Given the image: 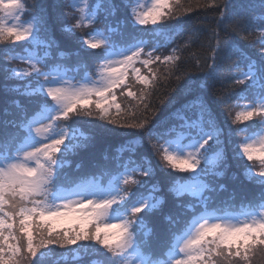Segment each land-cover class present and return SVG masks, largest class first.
<instances>
[{
	"label": "snow or ice",
	"instance_id": "obj_1",
	"mask_svg": "<svg viewBox=\"0 0 264 264\" xmlns=\"http://www.w3.org/2000/svg\"><path fill=\"white\" fill-rule=\"evenodd\" d=\"M169 3L170 0H152L150 7L142 8L135 0H97L95 5L90 0H69L64 7L75 13L72 17L75 22L64 24L62 32L74 38L75 51L60 52L59 56L74 57L73 65L57 63L49 67L50 52L45 51L43 56L29 52L7 57L8 65L19 61L24 67H0L5 96L15 93L27 98L25 105L19 100H5L19 110V119L0 121V136L7 135L9 125L16 129L12 137L15 147L0 145V264H42L51 246L103 250L109 264H252L257 253L264 256V24L242 27L238 17L229 15L233 0H210L201 5L219 13L209 36L213 60L210 68L217 60L230 58L235 44L229 39L231 33H247L242 36L247 40L259 29V41L253 39L251 44L257 49L258 57L254 59L241 52L247 70L235 81L240 85L247 83L259 100L242 107L236 105L239 110L234 115L229 110L224 117L225 122L230 120L237 126L236 133H246L234 143L233 129L229 127L230 164L224 130L215 109L237 99L239 94L209 96L217 80L210 71L205 74L195 98L183 99L194 91L195 81L188 73H180L181 66L187 63L182 55L187 46L172 45L173 37L189 31L191 18H180L183 14L178 12L179 0L174 8ZM60 7L59 0L54 3L33 0L30 6L26 0H0V44L18 45L25 51L41 44L46 49L58 47L51 37L40 40L39 32L62 19V12L56 14ZM188 11H192L191 7ZM118 12L121 19L117 20ZM25 16L29 18L27 21ZM101 24L103 28L99 27ZM148 25L152 27H138ZM180 26L183 31L175 32ZM78 29L87 31L77 38ZM164 29L173 30L164 45H147L134 35L139 31ZM162 48L171 51L164 55ZM137 64L149 72L151 65L163 64L167 75H142ZM173 76L179 95L168 97L167 103L179 107L172 115L193 106L198 108L193 120L179 115L183 121L179 127L185 131L174 140L164 139L168 133L161 135L158 131L164 122H157L159 109L153 100L161 79L171 83ZM136 84L142 86L138 92L131 90ZM118 95L127 103L118 102ZM4 115H11L7 108ZM81 116L91 118L83 123L95 132L80 133L77 138L68 129ZM249 121L252 123H246ZM250 129L259 131L247 134ZM172 131L175 127L169 129V133ZM97 135L128 137L140 146L147 141L159 164L154 168L147 157H142V163L130 167L134 161L121 162L116 156L114 167L104 169L102 176L69 181L64 171L67 155L78 149H93ZM245 160L249 163H244ZM256 162L260 166L258 171L253 170ZM232 164L242 170L245 180L258 185L259 191L249 198L241 182L233 189L229 201L223 202L224 207H212L211 198L204 196L203 191L216 189L200 178L225 177ZM157 170L173 197L170 206L163 195L154 194L163 192L160 182L145 194L140 189L147 182L135 178L151 177ZM229 179L237 180L236 174ZM219 190H226L225 185L220 184ZM237 191L239 211L235 210ZM185 195H197L198 204H183ZM161 245L166 248L162 259L145 258V249Z\"/></svg>",
	"mask_w": 264,
	"mask_h": 264
},
{
	"label": "trees",
	"instance_id": "obj_2",
	"mask_svg": "<svg viewBox=\"0 0 264 264\" xmlns=\"http://www.w3.org/2000/svg\"><path fill=\"white\" fill-rule=\"evenodd\" d=\"M140 0H135V4H137ZM50 2H56V0H50ZM69 0H59L61 5L60 8L56 10V14L63 13L62 19L58 20L55 24H49L47 27L41 28L39 32V39L42 41H47L49 37H51L58 47H53L51 49H46L43 44L37 45L35 47H28L27 51L21 46H14L12 44H0V67L3 66H20L23 67V64H20L19 61L16 64L8 65L7 57L10 55H27L29 52H35L36 54L43 56L45 51L50 52V56L47 58V63L49 67L55 66L57 63H61L64 66H71L75 62L74 57H65L63 59L60 58V52H73L75 51L74 38L68 36L67 34L62 32V28L64 24H72L75 21L72 19L75 14L73 11H70L64 7ZM79 2V0H77ZM90 2L95 5L97 0H90ZM119 2V0H116ZM180 7L178 9L179 13L183 15L180 16L181 19H186L190 17V21L188 23L189 31L184 32L183 36H175V44L172 47H178L182 45L187 46V51L182 53L184 59L187 61L186 64L181 66L180 73H188L191 77L194 78V83L192 85L194 91L184 97L183 99L192 100L195 98L197 92L199 91V85L203 84V78L205 74L208 72H212L217 80L215 82V86L211 88L208 92V95L212 98L215 96H227L229 93H238L239 97L237 99H230L228 104L217 107L215 109V114L217 117L220 126L224 130L223 139L225 140V147L228 152L229 161L231 164V156H232V145L227 143L229 138V127L233 129L232 140L234 143L239 142L241 137L246 133H236V125H232L231 121L228 120L225 122L224 117L227 115L228 111L231 110L233 115L235 111L239 110L236 105L244 106L249 103L256 102L259 97H255L252 93V90L248 88L247 83L240 85L236 84L235 81L242 78V73L247 70V61H245L241 57V52L246 55L252 56L254 59L258 57V52L255 47H252V40L256 39L259 41V29L257 28L253 37L250 39H243L242 36L247 35V33H242L241 35H237L236 33H231L229 36L230 41H234V50L229 59L226 60H217L215 62L214 67H209V65L213 64L212 60V52L211 48L208 47L209 44V36L211 31L215 28V24L213 23L214 19L219 15V13H215L201 7V5L207 4L210 0H179ZM27 5H32L33 0H26ZM176 0H170L169 7H175ZM191 7L192 11H188V8ZM87 11V10H86ZM230 16L238 17L242 21V27L244 28H252L254 25L264 24V20L261 17H264V0H233V7L229 13ZM101 18H103V13H100ZM25 20L29 18L27 16L24 17ZM111 19V18H110ZM115 19H121V14L118 12ZM112 26L115 28L116 24L113 20ZM100 28H103L104 25H99ZM140 28L150 29L152 26H138ZM198 29H203V32L198 31ZM87 29H78L76 30L75 37L83 36L84 32ZM173 31L172 29H164L160 31H139L134 35L137 40H141L145 42L147 45L160 44L164 45L167 43L169 39L168 33ZM175 32L179 33L183 31V26L177 27ZM115 38V37H114ZM214 45L216 41H211ZM258 47V45H257ZM171 51V48L165 50L161 49V52L164 55H167ZM137 67L140 68L141 74L146 76H151L153 74L158 76L167 75L166 66L163 64L160 65H151L152 72H149L147 68L142 67L137 64ZM177 73V74H180ZM223 82H221V79ZM181 81L180 83H183ZM9 84L15 83V81H9ZM212 83V81H209ZM4 80L2 75H0V121L7 120H18L19 119V110L15 107L14 104L5 103V100H19L22 105L27 104V98L17 96L15 93H8L5 96L3 92ZM142 86L136 84L134 88L131 90L134 92H138ZM178 85L176 84L175 77H171V83L161 79V87L157 89L156 96L153 97L156 106L159 111L157 112V122L163 121L164 123L160 124L158 131L161 135L168 133L164 139H176L178 138V133L185 131L179 127L180 124L183 123L182 120L179 119V115H183L188 120H193L196 118L198 113V108L193 106L190 110H185L181 114L172 115L176 108L179 107V104L168 105L167 98H175L179 95V93L175 90ZM131 99V98H128ZM163 100V103L160 101ZM117 101L126 104L127 100L124 97L117 96ZM5 108L11 113L5 117L4 110ZM31 111V106H30ZM89 117H78L77 123L70 124L69 133L75 137H79L80 133L83 134H93L95 130L90 127L87 123H83V121L89 120ZM98 123V121H97ZM251 124L252 122H246ZM175 127V131L169 133V129ZM242 127V125H241ZM2 130V128H0ZM258 129H250L249 133L253 134L258 132ZM16 132L15 128H12L11 125L6 130L7 135L0 136V145L6 144L8 147H15V141L12 140ZM126 141H128L126 143ZM186 141V140H183ZM76 142V139L73 140V143ZM95 147L90 150L78 149L75 153H69L67 155L68 163L65 166V173L69 181H74L80 178H87L90 176H102V171L104 169H111L114 167L113 158L119 156L121 162L134 161V164H131L130 167H135L136 165L142 163V157H147L152 166L155 168L159 164V158L153 153L150 145L147 141L144 142L143 146H140L138 142H132L128 137L117 136V137H105L101 138L100 136H96V139L93 141ZM161 144H163V140H161ZM105 154L107 155V159H105ZM211 154V153H210ZM244 163H249L246 160ZM77 164H80V167L77 168ZM259 164L256 162L254 166V171H258ZM235 173L237 176V180H231L229 177ZM186 175V174H181ZM140 180H144L147 183L144 188L140 189V191L145 194L148 193L151 186L160 182V187L163 188V192L154 193L155 195H163L167 201L168 206L174 203L173 197L167 191V184L164 181L162 174L157 170L156 174L151 177H135ZM108 177H103V182L106 181ZM204 183L208 184L211 188L216 189V191H208L204 190L203 195L210 197V203L212 207L220 206L224 207L225 201H229V198L233 194V189L237 188L238 185L243 182L245 185V190L249 194V198L253 195L257 194L259 191L258 185L250 184L249 181L245 180L243 177V172L241 169L237 168L234 164L229 169L228 174L225 177H216L213 175L201 176L200 178ZM224 184L226 190H219V185ZM240 194L237 191L235 203H236V211L240 210ZM183 204H198V197L185 195L182 197ZM210 211L212 208L210 207ZM259 211V209H258ZM149 227H152V224H148ZM166 251V248L161 245L158 248H148L145 249V258L151 259H162V253ZM42 264H109V257L103 250L100 251H92L89 249L88 251H84L83 249H79L76 246H72L68 249H62L58 246H51V250L44 257ZM252 264H264V256L260 253H257L253 258Z\"/></svg>",
	"mask_w": 264,
	"mask_h": 264
},
{
	"label": "rangeland",
	"instance_id": "obj_3",
	"mask_svg": "<svg viewBox=\"0 0 264 264\" xmlns=\"http://www.w3.org/2000/svg\"><path fill=\"white\" fill-rule=\"evenodd\" d=\"M151 3H152V0H140L136 5L137 6H139V7H144L145 5H147V6H151ZM145 10H146V8H145ZM25 21H27V20H25ZM24 67V66H23ZM259 100V99H258ZM258 100H256V102H258ZM238 111V110H237ZM177 139V138H176ZM174 140V139H173ZM182 143H187V141H181ZM185 151H188V149L186 148L185 149ZM259 164V163H258ZM258 167H260V166H258ZM258 170H259V168H258ZM191 196H196V195H191ZM241 219H243V217H241ZM64 226H67V225H64Z\"/></svg>",
	"mask_w": 264,
	"mask_h": 264
}]
</instances>
